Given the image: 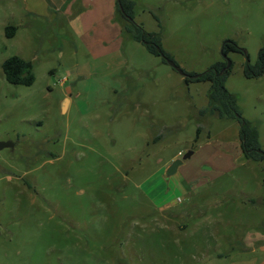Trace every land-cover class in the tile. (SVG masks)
<instances>
[{
  "label": "rangeland",
  "instance_id": "rangeland-1",
  "mask_svg": "<svg viewBox=\"0 0 264 264\" xmlns=\"http://www.w3.org/2000/svg\"><path fill=\"white\" fill-rule=\"evenodd\" d=\"M136 2L135 22L187 76L223 63L225 42L246 52L229 53L226 86L258 123L264 148V75H244L264 48V0ZM24 22L0 5V142L15 145L0 151V264H264L259 246L228 242L261 228L264 206L240 204L262 193V164L247 161L169 210L159 208L181 191L152 198L179 151L238 136L237 121L200 114L211 84L187 85L130 38L99 28L76 35L64 20ZM12 24L19 33L9 39ZM13 56L33 63L32 86L7 82L3 64ZM223 193L233 204L224 218Z\"/></svg>",
  "mask_w": 264,
  "mask_h": 264
},
{
  "label": "crops",
  "instance_id": "crops-1",
  "mask_svg": "<svg viewBox=\"0 0 264 264\" xmlns=\"http://www.w3.org/2000/svg\"><path fill=\"white\" fill-rule=\"evenodd\" d=\"M112 4L114 5V0H0V5H2L7 18L11 19V17H18L21 19L22 23L25 21L24 25L26 26L32 24L35 25L39 20L52 22L56 19L66 21L69 24L71 31L76 35H93L94 31L99 28L100 32L104 35L110 33V35L121 36V27L113 21L115 10L114 8L112 10ZM5 8L7 9V12ZM89 23H91V25L89 29L86 30L87 32H85L84 27ZM79 24H81L80 28H77ZM26 30H28V28H26ZM18 31L16 36L19 33ZM102 33L99 35H102ZM236 128L240 134V125ZM239 134L232 139V141L218 140L219 146L213 143L212 140H208L205 144H201L193 150L194 155L191 160L184 162L178 172L172 176V178L170 177L171 179L168 183L167 181L164 183L163 180L158 181L159 186L156 187V190L152 193V198L155 202L161 198L164 199L163 196L167 193L169 195V192L172 189L181 191L182 195L181 197L178 196L174 199V196H172V200L168 199L166 204L159 209L162 211L164 209H172L174 208V205L170 204V201L175 200L176 203H181L183 201L181 200L183 199V196L193 197L197 195V190L202 186L221 179L227 174L237 170L238 167L245 166L247 160H241L239 158V155H243L241 148L239 147L240 154L237 148V146L240 145ZM182 155V151H179L164 165L160 171L163 173L164 177L165 172L171 163L176 159L181 158ZM260 187L262 188L261 194L252 196L249 194H243L240 206L245 208L248 200L257 202L255 206L252 205L253 207H257L258 205L264 206V203L261 202L264 197L263 184H261ZM200 195H202V193ZM219 195H221V193H219ZM231 196L232 194L223 193L222 197H220V203L216 204L217 217L221 215L224 218L227 211L233 209L232 202L228 203L226 201L227 198H231ZM218 199L216 201H218ZM232 200L233 199H231V201ZM223 201L226 202L224 203ZM236 204L239 205L238 202H236ZM248 205H251V203ZM260 227L261 228L256 234L250 236L246 235L243 237V240L240 238L239 241L231 238L228 242L232 245H236L240 242L242 245L246 246H248L246 243H252L254 248L259 246L264 255V233L262 232L264 231V218L260 223Z\"/></svg>",
  "mask_w": 264,
  "mask_h": 264
},
{
  "label": "trees",
  "instance_id": "trees-1",
  "mask_svg": "<svg viewBox=\"0 0 264 264\" xmlns=\"http://www.w3.org/2000/svg\"><path fill=\"white\" fill-rule=\"evenodd\" d=\"M138 11L136 0H117L115 21L121 25L122 38H130L143 44L150 53L160 56L164 62L171 60L161 49L160 38L157 35L147 33L141 26L135 22V15ZM18 28L9 25L5 28L7 38H14ZM126 37V38H125ZM223 56H228L231 52H246L238 47L235 42H225L222 47ZM227 67V61L217 63L205 73L188 75L184 81L188 85L195 82H209L211 91L209 93V106L201 110L202 116L217 115L221 120H235L240 125V148L243 158L249 162L262 164L263 172V190H264V148L261 144L259 125L256 122L245 119L238 105V98L232 94L226 86L230 76L231 67L222 72ZM33 63L19 56H13L7 59L3 64V72L8 83L15 86H32L35 82ZM244 75L248 79L260 78L264 75V48L259 52L258 62L255 66L249 63L245 65ZM250 203L255 201L250 200Z\"/></svg>",
  "mask_w": 264,
  "mask_h": 264
},
{
  "label": "water",
  "instance_id": "water-1",
  "mask_svg": "<svg viewBox=\"0 0 264 264\" xmlns=\"http://www.w3.org/2000/svg\"><path fill=\"white\" fill-rule=\"evenodd\" d=\"M223 57L227 61V67L222 72H224L225 70H227L231 67V62L228 60V56H223ZM167 62L172 68L177 70L184 78L187 77V74L184 71H182L173 61L167 60ZM196 77L197 76H193L192 78H196ZM66 109H67V102L64 103V105H63L64 112ZM14 146L15 145L12 142H0V151L7 149V148L13 149ZM193 155H194V151L191 150V151L187 152L186 154L182 155L181 158L173 161L171 163V165L166 170V177L170 178V177L174 176L178 172L179 168L184 164V162L191 160Z\"/></svg>",
  "mask_w": 264,
  "mask_h": 264
}]
</instances>
